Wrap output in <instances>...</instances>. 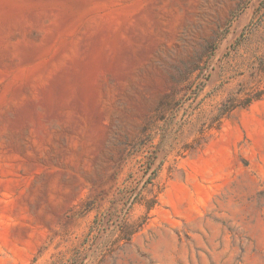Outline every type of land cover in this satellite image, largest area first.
<instances>
[{
    "label": "rangeland",
    "instance_id": "1",
    "mask_svg": "<svg viewBox=\"0 0 264 264\" xmlns=\"http://www.w3.org/2000/svg\"><path fill=\"white\" fill-rule=\"evenodd\" d=\"M0 264H264V0H0Z\"/></svg>",
    "mask_w": 264,
    "mask_h": 264
},
{
    "label": "trees",
    "instance_id": "2",
    "mask_svg": "<svg viewBox=\"0 0 264 264\" xmlns=\"http://www.w3.org/2000/svg\"><path fill=\"white\" fill-rule=\"evenodd\" d=\"M151 206H152V204L150 203V204H148V208H151Z\"/></svg>",
    "mask_w": 264,
    "mask_h": 264
}]
</instances>
